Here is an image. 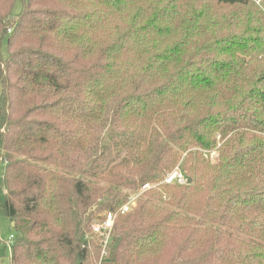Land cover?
I'll return each mask as SVG.
<instances>
[{"label": "trees", "instance_id": "16d2710c", "mask_svg": "<svg viewBox=\"0 0 264 264\" xmlns=\"http://www.w3.org/2000/svg\"><path fill=\"white\" fill-rule=\"evenodd\" d=\"M22 1L0 0V257L264 264V2Z\"/></svg>", "mask_w": 264, "mask_h": 264}, {"label": "built area", "instance_id": "2783aa9c", "mask_svg": "<svg viewBox=\"0 0 264 264\" xmlns=\"http://www.w3.org/2000/svg\"><path fill=\"white\" fill-rule=\"evenodd\" d=\"M258 4H261L264 2V0H255ZM188 178L185 175V173L182 172L180 169H176L169 174L166 175L164 182L167 184H185L187 183ZM150 187V184L147 183L143 186V189H147ZM130 204L128 203L124 205L121 209V213H125L130 209ZM117 214L112 211H107L103 214V217L101 220L96 221L93 224V232L100 235L103 238L104 244L107 243V241L110 238L111 230L114 225V221L116 219ZM12 239L9 241L11 242Z\"/></svg>", "mask_w": 264, "mask_h": 264}, {"label": "rangeland", "instance_id": "374dc122", "mask_svg": "<svg viewBox=\"0 0 264 264\" xmlns=\"http://www.w3.org/2000/svg\"><path fill=\"white\" fill-rule=\"evenodd\" d=\"M22 7H23V1L22 0H17L16 5L14 7V11L15 12H19V11L22 10ZM5 50H6V47H5ZM207 157H209L213 162H216L218 157H219V154H218V152L213 151ZM2 161L3 160L0 161V172L3 170L2 163H4V162H2ZM181 168H182L181 166L177 165L174 170H176V169L182 170L183 168L182 169ZM182 172L185 173L183 170H182ZM153 186H154V184L151 183L150 187L147 188V189H143V187H142L141 192L133 195L132 196V200L130 202L131 203L130 204V208L135 207L137 205V200H138L139 196L142 194V192L144 190H149ZM0 236H1V240H2L1 245H4V243H6L3 240L10 241L13 238V236H14V228H13V225H12V221L5 215H0ZM0 264H10V255L9 256H5L3 258L0 257Z\"/></svg>", "mask_w": 264, "mask_h": 264}, {"label": "water", "instance_id": "95a60500", "mask_svg": "<svg viewBox=\"0 0 264 264\" xmlns=\"http://www.w3.org/2000/svg\"><path fill=\"white\" fill-rule=\"evenodd\" d=\"M191 182H192V179L189 178L188 181H187V183L190 184Z\"/></svg>", "mask_w": 264, "mask_h": 264}]
</instances>
